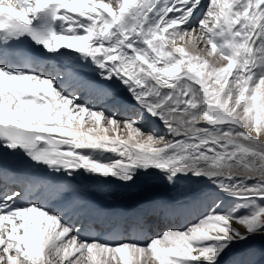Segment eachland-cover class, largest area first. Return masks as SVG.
Instances as JSON below:
<instances>
[{
    "label": "snow or ice",
    "instance_id": "snow-or-ice-1",
    "mask_svg": "<svg viewBox=\"0 0 264 264\" xmlns=\"http://www.w3.org/2000/svg\"><path fill=\"white\" fill-rule=\"evenodd\" d=\"M10 158L66 183L210 187L182 226L104 239ZM257 237L264 0H0V264H257L235 251Z\"/></svg>",
    "mask_w": 264,
    "mask_h": 264
},
{
    "label": "bare ground",
    "instance_id": "bare-ground-1",
    "mask_svg": "<svg viewBox=\"0 0 264 264\" xmlns=\"http://www.w3.org/2000/svg\"><path fill=\"white\" fill-rule=\"evenodd\" d=\"M161 2H164V0H161ZM86 70L87 69H85V71ZM118 98L125 102H129V103L132 102L129 95L123 90L119 92ZM86 121H87L86 128L93 126L92 122L88 120L87 117H86ZM160 129L166 130L163 127H160ZM112 134L113 133L110 129L109 135H112ZM121 135H122V138H126L127 136V134L123 132H121ZM113 157H114V154H110V153H106L104 155L105 160L109 158H113ZM84 176H85V179L82 178L81 176L77 180L72 181L71 183H66L63 181H54V182L48 183L46 190L44 191L45 196H50L52 198L53 206L57 205L56 204V201H57L59 202L58 207H65V206L69 207L70 209L74 211L75 215L78 214L79 218H81L83 221H86L88 218H90L88 216L92 213L94 215L99 214L98 217H102V216H108L115 212L124 214L126 216L127 214H133L134 212L144 211L145 209L143 207L132 206L130 203V202H135V201L144 200V199H147V200L149 199L150 201L154 200V201H159V202H165L166 204H170L173 207L177 205H183L187 203L188 201L189 203H187V205L189 204L196 205L194 200L202 199L203 193L205 192L206 189L210 187V185H208L207 182H196V183L171 185L165 181V179L163 178L161 174H155L150 177H142L137 182L138 184H140L139 182H143L146 180L145 187L143 190L141 189L138 190L137 188L134 189L131 186L132 187L131 189L135 191L133 192L132 190V192L128 194V193H125L124 191V189L127 186L125 187L121 183H118V182L111 183V184L99 183L89 178L87 175H84ZM249 182L251 183L252 181H249ZM167 187H172L173 188L172 190L174 191L170 193L169 196H166V198L164 197L162 200H159V198L161 197L160 195H162L163 192L166 191ZM90 189H93V190H90ZM83 191L86 192L85 193L86 196H85V199L81 200L77 197V195H79L80 193H83ZM111 192H116L117 194H119V196L123 197L121 201L118 200L117 202H110V201L107 202L108 200H106L105 198L108 195H110ZM98 201L99 202L101 201L105 204L110 203L112 206L110 207L107 206V209H108L107 211L100 212L99 210L98 212H96L94 208H96V206L98 207L101 206V205L96 204L98 203ZM229 203L233 204L236 202L230 201ZM81 205L84 206V208ZM114 205L116 207H114ZM118 206H120V209L117 208ZM123 207H127V210H124ZM152 210L156 212V214L159 212V209L156 207H153ZM163 213L164 215L167 214L170 216L168 218H165L166 222H168L167 224H171L175 221L173 220V215L175 213L172 210H170L169 212L163 211ZM241 230L243 231V229ZM256 240L261 241L263 243L262 245L263 249H259L257 250V252H255V260L257 264H264V237H257L255 239H252L247 244H250L251 242L256 241ZM235 251L239 252L237 249Z\"/></svg>",
    "mask_w": 264,
    "mask_h": 264
},
{
    "label": "rangeland",
    "instance_id": "rangeland-1",
    "mask_svg": "<svg viewBox=\"0 0 264 264\" xmlns=\"http://www.w3.org/2000/svg\"><path fill=\"white\" fill-rule=\"evenodd\" d=\"M204 126H206V125H204ZM159 134H163V135H166V132H167V130H164V129H160L159 128ZM114 158V157H113ZM146 181V180H145ZM145 181H143V182H139L140 184H138V183H136L135 185H132V187L133 188H137L138 190H143L144 189V187H145ZM139 185V186H138ZM126 187V186H125ZM132 187H126L125 189H124V191H126V192H130L131 191V188ZM58 188H60V187H58ZM173 188L172 187H167L166 188V191H164L163 192V194L161 195L162 197H164L165 195L166 196H169L170 195V193H172L174 190H172ZM129 190V191H128ZM135 190H133V192H134ZM123 197H118L117 199H115L114 201H118V200H120L121 201V199H122ZM108 199V198H107ZM106 201V200H105ZM144 201V202H143ZM147 201V202H146ZM196 201L199 203V201H198V199H196ZM107 202H109V200L107 201ZM110 202H112V201H110ZM148 202H150V203H148ZM141 204V205H143V203H144V205H146V206H150V204H151V201H148L147 199L146 200H142V201H137L135 204ZM148 203V204H147ZM112 206L110 203H107L104 207H107V206ZM82 206V205H81ZM54 207H56V206H54ZM183 213H185L184 215H183ZM183 213H181V212H179V215H178V223H180V225L179 226H182L181 225V223L184 221V220H186V218H188V215L186 214V213H188L187 211L186 212H183ZM189 214V213H188ZM175 215L176 214H174L173 215V218H175ZM193 215H194V213H193ZM192 215V216H193ZM81 219V218H80ZM176 221V220H175ZM175 221L173 222V223H171V224H174L175 223ZM178 226V225H177ZM262 245H263V243L261 242V241H258V240H256V241H253V242H251L250 244H244V246H242L241 248H238L237 250L239 251V252H241V251H244V250H246V249H252V250H254V252H257V250H259V249H263V247H262Z\"/></svg>",
    "mask_w": 264,
    "mask_h": 264
}]
</instances>
